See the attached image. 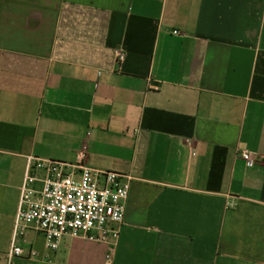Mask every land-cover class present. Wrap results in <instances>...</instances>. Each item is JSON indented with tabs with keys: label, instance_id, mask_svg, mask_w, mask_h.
<instances>
[{
	"label": "crops",
	"instance_id": "crops-1",
	"mask_svg": "<svg viewBox=\"0 0 264 264\" xmlns=\"http://www.w3.org/2000/svg\"><path fill=\"white\" fill-rule=\"evenodd\" d=\"M78 153L130 178L112 264H264V0H0V264H104L15 234L28 159Z\"/></svg>",
	"mask_w": 264,
	"mask_h": 264
},
{
	"label": "built area",
	"instance_id": "built-area-1",
	"mask_svg": "<svg viewBox=\"0 0 264 264\" xmlns=\"http://www.w3.org/2000/svg\"><path fill=\"white\" fill-rule=\"evenodd\" d=\"M125 54L114 50V61ZM248 165L249 152H241ZM42 176H38V172ZM128 176L115 171L97 170L87 164L86 154L78 153L73 162L28 159L20 186L15 234L23 235L32 225L47 251L58 249L64 236L83 235L108 245L104 264H112L119 226L123 221L129 192ZM35 182H40L35 187ZM37 251L11 246L9 256L35 257Z\"/></svg>",
	"mask_w": 264,
	"mask_h": 264
}]
</instances>
